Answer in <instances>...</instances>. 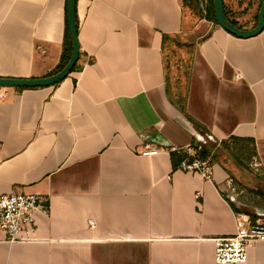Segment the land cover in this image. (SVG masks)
<instances>
[{
	"label": "crops",
	"instance_id": "crops-1",
	"mask_svg": "<svg viewBox=\"0 0 264 264\" xmlns=\"http://www.w3.org/2000/svg\"><path fill=\"white\" fill-rule=\"evenodd\" d=\"M223 2L241 30L256 26L260 0ZM209 4L77 0V69L49 87L0 88V195L49 208L32 241L0 230V264H216L215 239L244 212L228 195L235 177L223 162L211 180L174 169L170 152L235 137L264 171V29L238 38L205 16ZM66 7L0 0V77L59 72ZM169 45L185 53L179 85ZM247 254L264 264V242Z\"/></svg>",
	"mask_w": 264,
	"mask_h": 264
},
{
	"label": "built area",
	"instance_id": "built-area-1",
	"mask_svg": "<svg viewBox=\"0 0 264 264\" xmlns=\"http://www.w3.org/2000/svg\"><path fill=\"white\" fill-rule=\"evenodd\" d=\"M200 149V148H199ZM198 149V150H199ZM192 161L184 160L179 169L198 173L207 180L212 179V166L209 161L196 158L197 150L185 149ZM156 151H146L151 155ZM256 171L262 167L254 161ZM47 199L41 195L10 193L0 195V230L6 235L9 243L28 242L35 239L37 224L35 213H48ZM238 229L235 235L215 239L214 261L216 264H244L248 259L247 250L258 242H264V218L251 219L248 215L238 214Z\"/></svg>",
	"mask_w": 264,
	"mask_h": 264
},
{
	"label": "rangeland",
	"instance_id": "rangeland-1",
	"mask_svg": "<svg viewBox=\"0 0 264 264\" xmlns=\"http://www.w3.org/2000/svg\"><path fill=\"white\" fill-rule=\"evenodd\" d=\"M166 50V62L169 78L173 81L178 79L177 83L185 82L187 61L185 60V53H181L180 56L176 51V45H169ZM174 84L176 80H174ZM176 87V86H175ZM178 91H180L178 89ZM180 93V92H179ZM241 149L234 148L233 152L243 163V168L237 169L232 162L222 153V151L216 152L217 156L223 162L226 168L231 173V176L235 177L232 182L233 186L229 190L228 195H232L237 199L235 205L246 212H252L257 215V218H264V197L258 194L257 191L264 189V171H256L253 166L254 160L246 155L249 151V146L246 145L245 151L247 153L242 154ZM258 175V177H256ZM234 187V188H233ZM234 189V191L232 190ZM247 215V214H246Z\"/></svg>",
	"mask_w": 264,
	"mask_h": 264
},
{
	"label": "water",
	"instance_id": "water-1",
	"mask_svg": "<svg viewBox=\"0 0 264 264\" xmlns=\"http://www.w3.org/2000/svg\"><path fill=\"white\" fill-rule=\"evenodd\" d=\"M76 9H77V0H67L66 7V16H67V26L69 37L71 41V55L62 70L56 74L41 77V78H11V77H0V88H42L56 85L66 79L72 72L73 68L77 64L80 55V44L78 41L77 33V21H76ZM213 11L215 22L228 33L238 37V38H252L262 32L264 29V0L262 1L259 13L257 24L254 28L250 30H241L232 25L229 21L223 0H213ZM225 155L232 162L234 166L240 168L238 162L230 156V154L224 151ZM259 195L264 197V192L259 190L257 191Z\"/></svg>",
	"mask_w": 264,
	"mask_h": 264
},
{
	"label": "trees",
	"instance_id": "trees-1",
	"mask_svg": "<svg viewBox=\"0 0 264 264\" xmlns=\"http://www.w3.org/2000/svg\"><path fill=\"white\" fill-rule=\"evenodd\" d=\"M263 0H260V6L262 4ZM205 16L215 22L214 18V11H213V0H210V4L208 8L205 9ZM229 19V18H228ZM77 21V19H76ZM229 21L232 23V25L238 29H241L238 27L233 21L229 19ZM72 47H71V41L69 37L68 32V26H67V16H66V25H65V39H64V50L62 54L61 63L58 67V71L62 70L64 66L67 64L70 55H71ZM78 62L73 68L72 72L77 69ZM231 140H238L235 137H231L228 141H223L220 143L219 146L216 144H205L202 145L201 143H198L197 141H194L190 148L197 150L196 158L202 160V161H209L211 165H214L216 163H220L221 160L217 156L216 152L219 151V149L223 148L227 152H229L232 157L239 163L241 167H243L242 161L236 156V154L233 152V147L231 146ZM200 148V149H199ZM199 149V150H198ZM172 164L174 169H178L181 162H183L186 159H189V161H192L194 158L189 156L188 152L185 149H175L170 152Z\"/></svg>",
	"mask_w": 264,
	"mask_h": 264
}]
</instances>
